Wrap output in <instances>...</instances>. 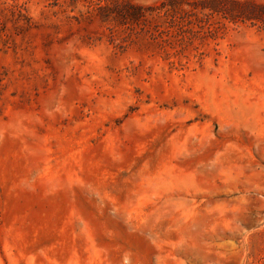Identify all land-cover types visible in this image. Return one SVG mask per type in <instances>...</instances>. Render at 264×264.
Wrapping results in <instances>:
<instances>
[{"label": "rangeland", "instance_id": "374dc122", "mask_svg": "<svg viewBox=\"0 0 264 264\" xmlns=\"http://www.w3.org/2000/svg\"><path fill=\"white\" fill-rule=\"evenodd\" d=\"M0 264H264V0H0Z\"/></svg>", "mask_w": 264, "mask_h": 264}, {"label": "trees", "instance_id": "16d2710c", "mask_svg": "<svg viewBox=\"0 0 264 264\" xmlns=\"http://www.w3.org/2000/svg\"><path fill=\"white\" fill-rule=\"evenodd\" d=\"M104 5H101V7H103Z\"/></svg>", "mask_w": 264, "mask_h": 264}]
</instances>
